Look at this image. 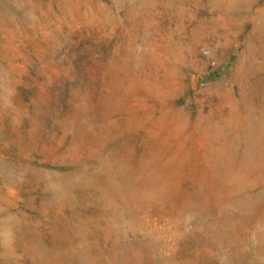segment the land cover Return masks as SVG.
<instances>
[{
	"label": "rangeland",
	"instance_id": "374dc122",
	"mask_svg": "<svg viewBox=\"0 0 264 264\" xmlns=\"http://www.w3.org/2000/svg\"><path fill=\"white\" fill-rule=\"evenodd\" d=\"M263 28L264 0H0V264H264Z\"/></svg>",
	"mask_w": 264,
	"mask_h": 264
},
{
	"label": "bare ground",
	"instance_id": "6f19581e",
	"mask_svg": "<svg viewBox=\"0 0 264 264\" xmlns=\"http://www.w3.org/2000/svg\"><path fill=\"white\" fill-rule=\"evenodd\" d=\"M262 27H263V24H262ZM264 29V28H263ZM4 228V227H3ZM5 229H6V227H5ZM4 229V230H5ZM4 230H3V232H4ZM3 232H1V233H3ZM9 233V232H8ZM6 235H7V233H6ZM7 236H9V234L7 235ZM6 238V237H5ZM6 240H8V239H6ZM229 246H231V245H229ZM233 249H234V247H233ZM231 251H232V249H231ZM235 251V250H234ZM240 255V254H239ZM227 256V255H226ZM229 258V257H228ZM251 258H253V257H251ZM235 259V258H234ZM237 259V258H236ZM229 260V259H228ZM232 260H233V257H232ZM238 260V259H237ZM243 261V260H242ZM229 262V261H228ZM234 262V261H233ZM233 262H232V264H233ZM240 263V262H239ZM225 264H227V263H225ZM231 264V263H230ZM241 264H242V262H241Z\"/></svg>",
	"mask_w": 264,
	"mask_h": 264
}]
</instances>
